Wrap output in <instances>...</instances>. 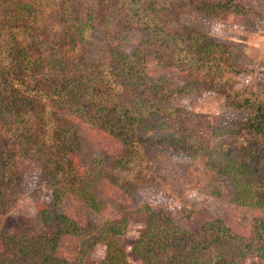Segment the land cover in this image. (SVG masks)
Segmentation results:
<instances>
[{
    "label": "rangeland",
    "instance_id": "obj_1",
    "mask_svg": "<svg viewBox=\"0 0 264 264\" xmlns=\"http://www.w3.org/2000/svg\"><path fill=\"white\" fill-rule=\"evenodd\" d=\"M237 1L245 8L226 13L216 8L206 12L179 0L158 1L162 6L174 4L171 10L180 12L181 25L230 46L239 72L232 73L228 92L258 81L264 69V0ZM40 2V32L62 38L77 20L81 0ZM95 18L80 44L87 62H110L114 50L138 59L148 83L139 89L150 87L144 91L147 95L152 86L176 90L186 85L180 69L160 62V40L140 28L117 31L97 14ZM224 96L218 91L191 98L179 94L172 102L181 110L165 109L137 125L136 131L105 130L82 112L65 108L62 114L78 135L77 149L71 152L75 170L68 178L62 173L45 175L40 152L3 128L17 172L2 188L0 253L5 236L55 235L61 223L58 215L68 217L76 229L58 236L55 252L76 264L101 263L110 241L106 229L122 232L118 236L129 264H153L138 245L148 229L178 252L188 237L202 240L205 223L215 218L250 236L255 219L264 217V198L241 191L237 184L238 175H245L239 167L254 163V147L247 140L236 142V137L243 139L239 122L247 112L223 105ZM165 256L167 264H173ZM180 260L184 264L186 257L181 254ZM15 262L22 264L18 258ZM244 264H264V258L252 252Z\"/></svg>",
    "mask_w": 264,
    "mask_h": 264
},
{
    "label": "trees",
    "instance_id": "obj_2",
    "mask_svg": "<svg viewBox=\"0 0 264 264\" xmlns=\"http://www.w3.org/2000/svg\"><path fill=\"white\" fill-rule=\"evenodd\" d=\"M40 1L0 0V198L3 184L14 178L16 171L14 151L5 140L3 128L10 129L16 141L30 143L40 152L45 175L62 173L68 178L75 170L71 152L77 149L78 135L72 132L63 111L76 109L105 130L136 131L137 125L165 109L171 113L181 110L172 102L175 96L202 97L208 91L225 93L223 105L246 110V117L239 122L243 139L236 137V142L247 140L253 145L250 157L254 163L239 167L245 169V175H238L237 184L241 191L264 198V69L258 81L228 92L232 73L239 72L230 46L181 25L180 12L171 10L173 3L162 6L161 0H81L79 16L65 29L66 35L50 39L40 32ZM179 2L206 12L214 8L224 13L239 12L245 8L237 0ZM95 14L117 31L140 28L160 40V62L180 69L186 85L176 90L152 86V93L147 95L144 91L150 87L139 89L147 80L138 59L114 50L110 62H87L80 44L86 29L93 26ZM88 201L97 206L93 199ZM44 216L47 218V212ZM57 217L59 231L51 237H3L0 264H15L17 258L22 264H76L55 252L58 236L72 232L74 226L68 217ZM204 228V238L188 237L181 252L170 249L151 229L138 245L153 264H167L164 255H169L173 264H181V254L186 257L184 264H244L252 252L264 258V217L255 219L250 236L236 233L221 218L207 221ZM120 232L105 230L110 241L100 264H129L120 245Z\"/></svg>",
    "mask_w": 264,
    "mask_h": 264
}]
</instances>
